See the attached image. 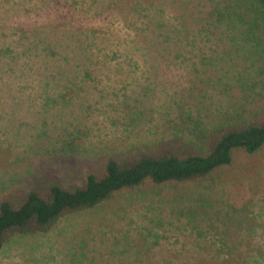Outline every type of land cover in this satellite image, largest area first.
Here are the masks:
<instances>
[{"label": "rangeland", "instance_id": "374dc122", "mask_svg": "<svg viewBox=\"0 0 264 264\" xmlns=\"http://www.w3.org/2000/svg\"><path fill=\"white\" fill-rule=\"evenodd\" d=\"M156 1L172 7L189 23L196 19L193 0ZM110 5V0H0V195L13 187L34 185L50 177V172L66 187L79 185L84 161L132 145H148L177 130L188 135L187 124L198 118L209 127L233 109H245L246 116L264 113V56L253 58L230 47L225 39L212 38L213 42L203 43L201 68L211 71L212 49L220 57L225 51L228 62L218 67L235 78H222L221 85L211 83V87L208 83L191 86L186 70L167 66L171 53L148 47L150 40L134 48L136 32H127L119 19L133 13ZM131 5L130 10L136 11ZM95 31L99 33L91 37ZM81 40L91 43L87 48L92 55L83 53ZM25 50L28 53L22 54ZM54 51L58 60L50 65L41 59L30 62L29 57ZM106 54L109 62L104 64ZM126 54L139 64H124L117 58ZM45 96L51 102L46 103ZM170 96H175V103ZM193 192L203 194L200 198L209 195L214 206L206 208L208 218L203 219L202 211L196 213V225L209 230L200 241L217 246L218 233L229 231V237H237L239 250L231 264L246 261L245 249H253L249 263L264 264V257L255 252L264 249V146L251 154L235 151L232 163L210 178L162 185L147 182L115 195L94 213L68 214L47 232L13 234L0 250V264H70L67 252L77 255L80 248L69 245L77 244L81 231H91L89 223H106L115 216L118 232L132 229L128 218L143 224L140 214L150 213L144 208L150 201L156 213L163 209L165 224L158 227L163 238L154 255L152 249L136 246L144 260L168 255L177 261L220 262V258L199 257V249L192 251L197 233L188 206L199 196ZM176 195L185 199L177 200ZM173 199L177 202L171 203ZM119 204H127V210L111 215L110 209ZM173 205L176 210L171 214ZM123 213L127 216L121 218Z\"/></svg>", "mask_w": 264, "mask_h": 264}, {"label": "trees", "instance_id": "16d2710c", "mask_svg": "<svg viewBox=\"0 0 264 264\" xmlns=\"http://www.w3.org/2000/svg\"><path fill=\"white\" fill-rule=\"evenodd\" d=\"M193 1L197 16L196 19L192 17L191 23L187 22L183 15L176 13L172 7H163L156 0H110V6L115 10L127 9L133 13L132 17L125 18L116 14L120 16L122 27L127 32H136L132 38L134 48L139 49L145 40H150L147 42L148 47L171 53L172 60L168 61L167 66H178L186 70L191 86L199 87L208 83L207 85L211 87V83L221 85L222 78L227 80L235 78L233 75L229 76V71L218 67L221 62L225 60L228 62L225 51L220 57L216 50L212 49L208 55L211 71L209 69L204 71L201 68L205 62L203 43L213 42L212 38L223 41L225 39L230 47L253 58L256 56L257 59H261L264 56V0ZM129 5L137 7L136 11H131ZM117 29L114 28V32ZM96 32L99 33L95 31L89 35L92 37ZM218 35L220 37H217ZM83 41L81 40L83 53L88 54L90 51L87 45L91 43L86 44ZM25 53L28 52L26 50L22 52ZM127 55H120L117 58L124 64L128 62L139 64L138 59ZM37 56L38 58L29 57L30 62L41 59L44 64L47 62L45 65L47 66L58 60L56 51ZM104 59V64L109 62V54H106ZM95 64L96 61L93 65ZM45 98L46 103L51 102L49 96ZM170 101L175 103V96H170ZM222 114L218 122L209 127L199 118L192 119L194 124L186 126L188 135L177 130L173 135L148 145L139 147L132 145L122 151L100 154L86 160L82 163L84 179L79 185L66 187L53 178V173L50 172L48 173L50 177L47 175L48 178L37 181L34 185L11 188L0 195V250L13 234L47 232L66 215L87 211L94 213L115 195L137 189L147 182L162 185L198 182L210 178L232 163L235 151L241 150L251 154L264 146V113L252 112L250 116H246L245 109L241 111L233 109L232 114L228 112ZM192 195L197 196L199 193L193 192ZM202 195L196 198L193 205L188 206L189 213L191 216L194 215L190 218L193 222L191 227L196 229L197 233L193 245L195 249L192 251L195 253V250L199 249L201 253L199 257L206 255L220 258V262L177 261L170 260L168 255H161L157 261L144 260L136 246L139 244L147 251L152 249L151 255H154L158 240L163 238L158 234V227L165 224L163 209L158 208L156 213L152 201L144 207L150 213L140 214L144 219L143 224L128 218L129 224L133 225L132 229L118 232V229H115V216L107 217L109 219L106 223H89L88 228H91V231H81L74 247L69 245L68 241L65 242V245L71 248L76 246L80 248V253L74 255L67 252L66 257L69 258L70 264H124L126 261H129V264H231L239 251L235 243L236 236L232 239L228 236L231 235L229 231L219 232L220 237L217 239L219 244L210 247L200 241V238L208 237L209 230L196 225L199 221L196 213L202 211L205 219L209 216L206 208L214 207L209 195L200 198ZM184 196L176 195L174 198L184 200ZM170 202L177 201L173 199ZM127 208V204H119L118 207L110 209V213L116 215V211H126ZM175 210L173 205L171 214L175 213ZM179 211L183 212L182 209ZM94 215L90 216L94 219ZM218 215L219 213L216 217ZM126 216L127 214L123 213L121 218ZM237 218L239 216L232 221ZM95 229L96 234L92 232ZM114 229L117 234L113 233ZM249 229L247 230L250 232ZM85 233L90 235V238L84 237ZM183 249L184 246L180 247V251ZM245 250L246 261L241 264H251L249 260L252 261L254 256L253 249ZM255 252L256 256L264 257L263 248ZM253 262L260 264L261 260Z\"/></svg>", "mask_w": 264, "mask_h": 264}]
</instances>
